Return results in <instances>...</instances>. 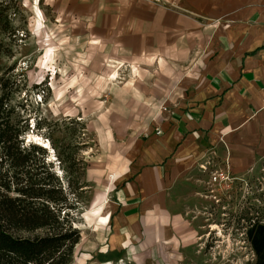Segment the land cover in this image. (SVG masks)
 <instances>
[{
	"label": "rangeland",
	"instance_id": "374dc122",
	"mask_svg": "<svg viewBox=\"0 0 264 264\" xmlns=\"http://www.w3.org/2000/svg\"><path fill=\"white\" fill-rule=\"evenodd\" d=\"M201 2L0 0V95L4 85L16 121L28 119L32 129L41 125L26 141L31 135L50 143L47 161L61 178L70 165L60 166L59 155L80 163L84 189L75 193V227L81 241L71 264L102 261L104 208L115 202L108 198L110 185L133 146L158 127L168 104L175 106L165 99L169 87L202 56L201 38L169 29L180 28ZM214 172L197 171L184 190L191 198L181 214L190 224L180 230L178 254L156 253L148 261L112 255L107 264H253L247 231L264 224V163L240 179L226 173V182L214 183Z\"/></svg>",
	"mask_w": 264,
	"mask_h": 264
},
{
	"label": "crops",
	"instance_id": "0c3cea01",
	"mask_svg": "<svg viewBox=\"0 0 264 264\" xmlns=\"http://www.w3.org/2000/svg\"><path fill=\"white\" fill-rule=\"evenodd\" d=\"M190 12L169 30L201 38L202 56L169 87L165 99L175 106L110 185L115 202L104 208L98 264L112 255L178 254L180 230L190 224L181 214L191 198L184 190L197 171L240 179L264 163V0H202Z\"/></svg>",
	"mask_w": 264,
	"mask_h": 264
},
{
	"label": "trees",
	"instance_id": "16d2710c",
	"mask_svg": "<svg viewBox=\"0 0 264 264\" xmlns=\"http://www.w3.org/2000/svg\"><path fill=\"white\" fill-rule=\"evenodd\" d=\"M2 86L0 95V264H71L81 233L75 227L79 215L75 193L80 186V163L74 156L59 155L66 174L61 178L54 162L47 161L48 149L27 143L33 129L29 120H15L9 97ZM23 124V125H21ZM62 168V167H61ZM76 174L72 178L71 174ZM73 197V199H72ZM44 236L18 237L15 233ZM255 253L253 264H264V224L256 222L247 231Z\"/></svg>",
	"mask_w": 264,
	"mask_h": 264
},
{
	"label": "built area",
	"instance_id": "2783aa9c",
	"mask_svg": "<svg viewBox=\"0 0 264 264\" xmlns=\"http://www.w3.org/2000/svg\"><path fill=\"white\" fill-rule=\"evenodd\" d=\"M158 134H160V131L158 132ZM228 180H229L228 175L223 171L214 172L213 177H212V181L214 183L226 182Z\"/></svg>",
	"mask_w": 264,
	"mask_h": 264
},
{
	"label": "bare ground",
	"instance_id": "6f19581e",
	"mask_svg": "<svg viewBox=\"0 0 264 264\" xmlns=\"http://www.w3.org/2000/svg\"><path fill=\"white\" fill-rule=\"evenodd\" d=\"M35 141L37 142V143H39V144H42V146H44L46 149H50V150H52V148H51V145H50V143L49 142H41L42 141V139H40L39 137H37V136H29V142H34L35 143Z\"/></svg>",
	"mask_w": 264,
	"mask_h": 264
}]
</instances>
